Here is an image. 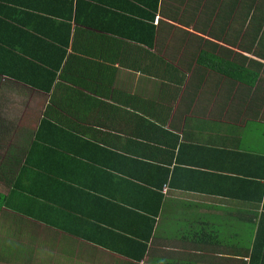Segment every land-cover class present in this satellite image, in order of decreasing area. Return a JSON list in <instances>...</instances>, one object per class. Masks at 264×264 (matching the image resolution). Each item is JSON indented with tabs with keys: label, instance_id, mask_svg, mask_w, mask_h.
<instances>
[{
	"label": "crops",
	"instance_id": "0c3cea01",
	"mask_svg": "<svg viewBox=\"0 0 264 264\" xmlns=\"http://www.w3.org/2000/svg\"><path fill=\"white\" fill-rule=\"evenodd\" d=\"M257 22L264 0H0V264H264Z\"/></svg>",
	"mask_w": 264,
	"mask_h": 264
},
{
	"label": "trees",
	"instance_id": "16d2710c",
	"mask_svg": "<svg viewBox=\"0 0 264 264\" xmlns=\"http://www.w3.org/2000/svg\"><path fill=\"white\" fill-rule=\"evenodd\" d=\"M255 32L257 47L264 48V23L257 22L255 25ZM4 206H7L6 195L0 192V212ZM256 250H264V214L260 217V228Z\"/></svg>",
	"mask_w": 264,
	"mask_h": 264
},
{
	"label": "rangeland",
	"instance_id": "374dc122",
	"mask_svg": "<svg viewBox=\"0 0 264 264\" xmlns=\"http://www.w3.org/2000/svg\"><path fill=\"white\" fill-rule=\"evenodd\" d=\"M17 253H23V249H18V250H17ZM0 254H3V251H1Z\"/></svg>",
	"mask_w": 264,
	"mask_h": 264
}]
</instances>
